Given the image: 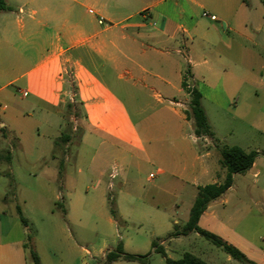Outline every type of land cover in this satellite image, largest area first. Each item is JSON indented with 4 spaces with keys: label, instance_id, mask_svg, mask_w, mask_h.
Returning <instances> with one entry per match:
<instances>
[{
    "label": "rangeland",
    "instance_id": "rangeland-1",
    "mask_svg": "<svg viewBox=\"0 0 264 264\" xmlns=\"http://www.w3.org/2000/svg\"><path fill=\"white\" fill-rule=\"evenodd\" d=\"M206 1L229 13L223 0ZM188 4L192 11L187 10ZM184 7L186 12L180 20L185 27L190 28L195 19L203 23L202 27H216L212 38L215 43L207 50L199 37L187 41L193 42L197 50L194 58L201 62L200 79L194 82L198 88L207 84L202 76L213 84L214 71L224 77L226 94L219 88H204V102L218 147L239 145L258 152L253 167L236 173L233 186L212 204L217 215L248 241L250 249L242 245L248 254L237 246L257 264L264 257V4L261 0H249L248 18L234 17L231 21L219 20L218 13L208 7L191 2ZM205 11L217 19L205 16ZM80 16L90 28L93 14L83 10ZM186 39L179 35L184 53L178 59L188 66ZM210 67L213 73L208 72ZM110 71L108 67L99 68L106 78L112 76ZM67 76L65 124L61 131L49 126L46 118L50 117L52 123L54 117L34 108L30 97H16L14 103L28 108L22 117L21 142L2 140L0 131V150H11L10 160L0 157V264H32L25 244L37 252L41 264H101L98 257L102 250L116 247L119 241L126 244L128 252H150L149 264H166L162 254L153 250L154 240L166 247L173 258L190 251L208 264H244L196 232H192L191 238L169 243L171 233L182 230L190 217L198 184L210 183L217 171L222 173L219 154L214 151L211 156L206 155V142L195 140L193 120L183 119L186 111L165 98L179 100L184 96L177 91L160 95L151 91L132 98L130 82H115L132 111L139 138L124 140L127 143L109 139L120 149L111 153L100 173L93 168L92 159L104 149L97 152V147L80 143L82 106L74 95L72 74ZM70 96L71 110L67 107ZM166 105L176 108L178 113L164 108ZM140 106L142 112L137 109ZM169 121L179 124V131L166 128ZM63 131L71 139L54 151L59 161L64 160L61 174L59 161L52 156L53 140L47 134L57 136ZM181 148L185 149L184 154ZM214 149L215 146L209 150ZM195 151L200 154L197 159ZM202 168L210 173L194 181ZM173 170L182 173L173 176ZM223 177L221 174L220 180ZM19 207L27 225L21 219ZM198 225L205 228L199 222ZM115 264L139 263L120 260Z\"/></svg>",
    "mask_w": 264,
    "mask_h": 264
},
{
    "label": "crops",
    "instance_id": "crops-1",
    "mask_svg": "<svg viewBox=\"0 0 264 264\" xmlns=\"http://www.w3.org/2000/svg\"><path fill=\"white\" fill-rule=\"evenodd\" d=\"M5 2L7 8H0L2 140L7 142L13 140L16 143L22 140V117L28 108L25 105L14 104L16 97L19 99L30 97L34 108L47 116H52V119L54 117L52 123L50 117L46 118L49 120V126L52 124L53 128L61 131L65 124L63 107L67 95V74L70 73L75 81L74 95L80 101L83 112L80 143L97 147V152L100 148L104 149V154L97 153L92 159L95 165L93 168L100 173L104 172L111 153L113 154L115 149H120L109 139L127 143L124 140L131 137L139 138L132 111L118 92L115 82L116 84L130 82L129 95L132 98H137L142 92L145 94L152 91L160 95L177 91L184 97L179 100H171L168 96L165 98H168L172 105H179L183 111L188 108L190 94L183 86L187 66L183 60L178 59V56L184 53V49L179 46V35L182 34L187 38L184 42L191 71L187 82L195 85L194 82L201 76L198 73L201 62L195 60L197 50L193 42L187 40L191 37H199L204 49L207 50L215 43L212 38L216 27L214 25L202 27L203 23L196 19L191 20L190 28L185 27L180 20L186 10L184 4L191 2L202 8L208 7L218 13L219 20L231 21L234 17L248 18V4L244 0H223L225 10L229 12L227 14L220 7L208 4L206 0H175L171 3L168 0H5ZM83 10L85 14L91 13L94 16L90 21V28L80 16ZM187 10L192 11L189 4ZM101 17L104 18L103 23L99 22ZM101 67L111 68L112 76L106 78L99 72ZM212 71H214L213 67L208 68V72ZM213 74L214 84L207 79V76H202L207 84L199 87L213 135L202 137L195 135V140L201 139L206 142L204 144L208 147L206 155L211 156L214 151L219 154L218 161L222 166L221 174L224 177L220 180L221 174L217 171V176L213 177L210 183L220 184L225 180L227 170L224 171L225 167L220 162L221 148L218 147V138L204 102V88L207 86L219 88L225 94L226 90L223 74L215 71ZM148 95L150 96V93ZM72 99L73 97L70 96V102ZM164 108L178 113L176 108L169 105ZM137 109L139 112L144 110L141 106ZM182 118L192 122V119L184 113ZM165 126L179 131L177 123L169 121ZM47 137L54 143L60 134L57 136L47 134ZM213 146L216 149L211 152L209 149ZM53 149L52 156L59 161V157L53 155ZM179 150L184 154V148ZM1 156L10 160L11 150L4 149V152L0 150ZM199 157L200 154L195 151L194 158ZM185 168V165L182 166V170ZM182 170H173L172 175L180 174ZM198 173L194 176V181L200 176L208 175L210 171L202 168ZM206 184H198V187ZM220 197L208 205L200 216L199 223L238 245L248 254V249L242 246L249 247L248 241L218 216L212 205ZM230 219L231 216L227 221ZM192 232L196 231L181 232L172 236L169 243L191 238ZM123 246L127 251L125 243ZM114 248L102 250L98 257L101 264H104L106 252ZM152 248L154 250V247ZM163 248L171 257L168 249L164 246ZM135 251L134 253H139L138 250ZM257 264H264V257L261 262L257 261Z\"/></svg>",
    "mask_w": 264,
    "mask_h": 264
},
{
    "label": "trees",
    "instance_id": "trees-1",
    "mask_svg": "<svg viewBox=\"0 0 264 264\" xmlns=\"http://www.w3.org/2000/svg\"><path fill=\"white\" fill-rule=\"evenodd\" d=\"M261 1L264 4V0ZM244 2L248 4L249 0H244ZM0 8H7L5 0H0ZM190 76L191 71L188 65L186 67L185 77L183 80V86L187 89L188 93L190 94V101L188 103V108L186 109L187 117L193 120L194 131L196 136H211L213 135V131L211 129L205 108L202 103L203 95L198 87H196L195 85H191L187 82V79ZM67 107L69 108V110H71L73 107V103L69 101L67 103ZM70 139L71 135L63 131L60 137H58L54 142L53 155L56 156L54 151L55 149H57L58 146H63V144H66ZM257 153L258 152L256 150L246 151L239 145L226 146L220 149V162L227 170L225 180L220 184L209 183L199 187V191L195 198L194 204L191 209V214L187 223L184 225L182 231L176 229L171 233V236H176L181 232L187 233L190 231H196L200 235L212 241L217 246L221 247L233 258L243 262L244 264H256L254 261L249 259L238 246L229 242L221 235L200 227L198 225V222L200 216L206 210L208 205L214 199L224 194L226 190L233 184L234 175L236 173L247 172L250 168H252ZM59 165L61 170L60 173L62 174V170L64 167L63 159L59 161ZM18 211L20 213L22 221L25 225H27V219L24 217L20 207L18 208ZM111 211L116 217V210L112 208ZM152 246L154 247L155 251L161 253L164 256L166 264H207V262L203 258L188 251L185 252L182 257L178 259H173L167 255L163 246L160 245L156 240L152 242ZM25 247L29 250V257L31 259L32 264H41V260L37 252L28 244H25ZM149 256L150 252L145 254L128 252L124 249L122 241H119L114 249H110L106 252L104 264H109L117 260L135 261L141 264H149Z\"/></svg>",
    "mask_w": 264,
    "mask_h": 264
},
{
    "label": "built area",
    "instance_id": "built-area-1",
    "mask_svg": "<svg viewBox=\"0 0 264 264\" xmlns=\"http://www.w3.org/2000/svg\"><path fill=\"white\" fill-rule=\"evenodd\" d=\"M204 15L207 16V17H210V18H212V19H217V16H216V15H213V16H212V15H211L209 12H207V11L204 12ZM99 22H100V23H103V22H104V18L101 17V18L99 19Z\"/></svg>",
    "mask_w": 264,
    "mask_h": 264
}]
</instances>
